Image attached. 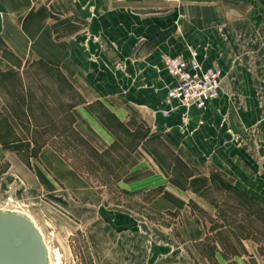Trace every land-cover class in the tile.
<instances>
[{
	"label": "crops",
	"instance_id": "obj_1",
	"mask_svg": "<svg viewBox=\"0 0 264 264\" xmlns=\"http://www.w3.org/2000/svg\"><path fill=\"white\" fill-rule=\"evenodd\" d=\"M0 44L20 62L12 73L0 65L2 189L16 180L33 192L63 188L48 162L64 159L54 141L64 135L115 159L113 148L126 134L136 142L126 154L130 167L115 180L118 201L123 206L154 193L148 205L175 212L180 245L205 242L224 229L230 235L222 205L257 208L264 219V0H0ZM192 53L204 70L222 72L219 96L202 109L169 107L164 100L173 79L163 58L188 61ZM33 63L55 71L68 99H79L62 104L67 125L59 122L65 114L40 121L36 110L43 103L24 71ZM12 77L16 94L8 88ZM45 127L55 128L49 140L42 139ZM159 142L168 153L158 150ZM191 207L211 209L218 225L208 227ZM99 214L115 229L138 223L106 205ZM254 240H242L239 255L252 256ZM212 242L219 262L230 257L220 258L224 249ZM170 247L155 246L149 264L181 255L180 247ZM239 255L236 264L244 259Z\"/></svg>",
	"mask_w": 264,
	"mask_h": 264
},
{
	"label": "rangeland",
	"instance_id": "obj_2",
	"mask_svg": "<svg viewBox=\"0 0 264 264\" xmlns=\"http://www.w3.org/2000/svg\"><path fill=\"white\" fill-rule=\"evenodd\" d=\"M0 56L9 61L7 65L0 64L3 70L12 73L19 69L18 59L1 44ZM24 71L27 73V84L40 94L43 103L42 106H37L36 110L37 115L41 117L40 121L47 124L49 118L57 114L59 116L65 114L59 122L67 125L69 116L62 104L67 103L68 100L77 102L79 100L77 96L73 94L74 100L68 99L65 93L66 83L44 64L33 63L26 66ZM9 83L8 88L15 92L18 79L12 77ZM68 95L70 97L72 93ZM51 102L56 105L51 106ZM43 132L42 139L49 140L55 128L45 127ZM69 135L60 137L58 141L54 140L55 144H59L64 159L48 162L50 171L52 169L56 173L55 176L63 181V188L52 184V190L38 189V192H33L25 188L26 184L17 180L5 190L0 187V207L11 198L9 206L26 211L42 232L48 246L49 264H149L154 261V247L163 243H168L174 252L180 247L181 255L161 257L155 261L158 264H236L235 258L238 255L227 257L225 261L217 260L213 253L212 241L215 233L212 231L209 240L205 242L198 244L188 242L186 246L180 245L174 233L177 228L174 221L175 212L148 205L154 193L140 194L138 201L132 203L128 201L121 205L118 201L121 194L115 180L130 167L131 161L126 154L133 149L136 141L122 134L123 142H117L113 148L116 156L113 159L97 155L88 145L74 139L72 134ZM68 137H71L70 141ZM157 148L161 152H167L166 146L161 142ZM67 165H71L79 178L75 176L74 180L73 175L67 174ZM111 179L112 182L105 187V183ZM70 186H76V189H71ZM215 200L221 203L223 199L220 195H216ZM229 202L231 201L222 203L229 204ZM231 204L236 205L235 202ZM102 205H106V209L112 212L121 211L131 215L138 219V223L133 228L128 226L115 229L102 221L99 214ZM191 208L202 221H206L208 227L218 225L216 222L212 223L214 217L206 211L212 213L211 209ZM220 209L228 211L229 225L235 234L255 238L253 247L250 248L254 256L239 255L244 259H239L237 264H264V219L262 216L258 218L254 213L258 209L223 208V205ZM221 232L224 236H230L227 229ZM237 250L243 252L240 248Z\"/></svg>",
	"mask_w": 264,
	"mask_h": 264
},
{
	"label": "built area",
	"instance_id": "obj_3",
	"mask_svg": "<svg viewBox=\"0 0 264 264\" xmlns=\"http://www.w3.org/2000/svg\"><path fill=\"white\" fill-rule=\"evenodd\" d=\"M195 56L196 54L192 53V59L188 61L181 57L163 58L164 67L173 79V85L168 89L164 100L165 105L202 109L208 101L218 98L222 72L217 69L204 70ZM168 113L169 111L163 112L165 116ZM11 201L12 199L8 198L1 207L12 208L9 206Z\"/></svg>",
	"mask_w": 264,
	"mask_h": 264
},
{
	"label": "water",
	"instance_id": "obj_4",
	"mask_svg": "<svg viewBox=\"0 0 264 264\" xmlns=\"http://www.w3.org/2000/svg\"><path fill=\"white\" fill-rule=\"evenodd\" d=\"M0 264H49L43 234L24 210L0 207Z\"/></svg>",
	"mask_w": 264,
	"mask_h": 264
},
{
	"label": "trees",
	"instance_id": "obj_5",
	"mask_svg": "<svg viewBox=\"0 0 264 264\" xmlns=\"http://www.w3.org/2000/svg\"><path fill=\"white\" fill-rule=\"evenodd\" d=\"M246 235L235 234L234 231H230V236H224L220 231H217L215 234V240L222 246L224 249L223 257L227 256H237L240 254L237 248H240L241 241L247 238Z\"/></svg>",
	"mask_w": 264,
	"mask_h": 264
}]
</instances>
